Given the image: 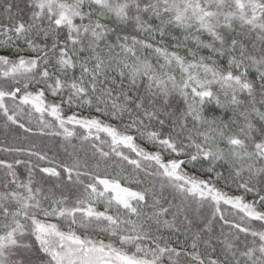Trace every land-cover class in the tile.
Wrapping results in <instances>:
<instances>
[{
  "label": "snow or ice",
  "instance_id": "obj_1",
  "mask_svg": "<svg viewBox=\"0 0 264 264\" xmlns=\"http://www.w3.org/2000/svg\"><path fill=\"white\" fill-rule=\"evenodd\" d=\"M0 116V264H264V0H0Z\"/></svg>",
  "mask_w": 264,
  "mask_h": 264
},
{
  "label": "trees",
  "instance_id": "obj_2",
  "mask_svg": "<svg viewBox=\"0 0 264 264\" xmlns=\"http://www.w3.org/2000/svg\"><path fill=\"white\" fill-rule=\"evenodd\" d=\"M85 115H87V113L85 112ZM11 129H16V126H11ZM16 132L12 131V130H9V129H6L4 127V119L2 116H0V145H3L5 142L7 143H15V142H18L15 140V136H16ZM46 139V142H48L49 144H52V143H55L56 141H59L61 138H45ZM19 142H23L25 145H27L28 141H24V140H21ZM37 143H40L39 140L36 141ZM73 143L75 144H79L78 141L76 140H73ZM71 150V149H70ZM88 152L89 154H91V148H88ZM59 153H60V157H63L64 159H67V156L66 154L63 152V149H59ZM51 155V153H50ZM4 156L3 153H0V157ZM8 159H11V157H8ZM109 171H111V169H109Z\"/></svg>",
  "mask_w": 264,
  "mask_h": 264
}]
</instances>
